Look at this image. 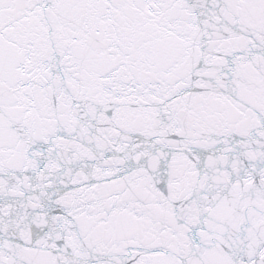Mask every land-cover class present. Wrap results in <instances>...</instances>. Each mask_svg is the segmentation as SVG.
Masks as SVG:
<instances>
[{"label":"snow or ice","instance_id":"snow-or-ice-1","mask_svg":"<svg viewBox=\"0 0 264 264\" xmlns=\"http://www.w3.org/2000/svg\"><path fill=\"white\" fill-rule=\"evenodd\" d=\"M0 264H264V0H0Z\"/></svg>","mask_w":264,"mask_h":264}]
</instances>
